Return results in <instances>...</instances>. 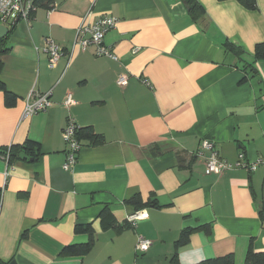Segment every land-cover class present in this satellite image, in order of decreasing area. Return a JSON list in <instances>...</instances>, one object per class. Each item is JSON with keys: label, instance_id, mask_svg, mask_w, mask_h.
<instances>
[{"label": "crops", "instance_id": "0c3cea01", "mask_svg": "<svg viewBox=\"0 0 264 264\" xmlns=\"http://www.w3.org/2000/svg\"><path fill=\"white\" fill-rule=\"evenodd\" d=\"M194 1L203 9L196 21L182 0H51L29 22L10 17L1 79L16 101L5 107L0 92V149L30 141L40 154L33 161L22 151L28 159L17 154L9 165L0 156V264H199L227 255L243 264L249 250L264 252V164L206 176L197 155L207 139L232 166L241 153V163L264 162V61L256 74L243 70L264 43V0L255 11ZM87 15L117 19L103 41L116 60L75 45ZM47 40L63 52L52 67ZM30 93H50V105L22 118ZM70 121L103 143L80 140L65 171ZM140 210L131 227L127 217ZM78 226L90 232L76 234ZM138 236L151 242L145 253L135 251ZM90 240L82 256L61 254Z\"/></svg>", "mask_w": 264, "mask_h": 264}, {"label": "built area", "instance_id": "2783aa9c", "mask_svg": "<svg viewBox=\"0 0 264 264\" xmlns=\"http://www.w3.org/2000/svg\"><path fill=\"white\" fill-rule=\"evenodd\" d=\"M37 0H0V24L6 26L10 17L17 16L25 22H29L32 14L37 8ZM88 15L83 18L82 22L76 29V41L80 49L85 50L89 46L95 47V56L102 58L107 57L112 60H116L115 54L104 45V36L116 26L117 19L113 17H101L96 20H88ZM47 54L49 65L52 67L63 56L62 50L52 41L47 40L43 50ZM147 85L146 81H142ZM127 84V77L120 75L116 78V85L119 87ZM74 104L73 98L70 94H67L63 105L70 107ZM50 105V93L47 94H35L30 93L25 100V105L22 111V118L31 117L39 112H44ZM80 132V128L73 122H68L66 127L62 131L63 141L67 147L65 154V162L62 168L65 171H72L77 161V155L81 149L80 140L77 139V135ZM197 155L204 160V175H221L224 171L231 169L232 167L245 168L249 172L255 171L258 165L264 164L263 161L257 160L252 163H241L244 160V154L238 156V162L235 166H232L225 161H222L218 152L215 149V144L211 140L204 139L200 142ZM5 163H7V157H4ZM8 165V163H7ZM6 178V175H5ZM145 216V211H136L127 217V223L131 227H135L137 222ZM151 245V242L142 236L137 237L135 244V251L138 253H145Z\"/></svg>", "mask_w": 264, "mask_h": 264}, {"label": "trees", "instance_id": "16d2710c", "mask_svg": "<svg viewBox=\"0 0 264 264\" xmlns=\"http://www.w3.org/2000/svg\"><path fill=\"white\" fill-rule=\"evenodd\" d=\"M51 0H37V6L41 7H48ZM219 2L226 1V0H217ZM239 5H241L243 8L249 10V11H255L257 10L256 1L255 0H235ZM182 2L185 3L187 7V14L188 16L193 19L194 21L198 20L203 15V9L202 7L196 3L194 0H182ZM223 49L225 52L233 54L237 59H241L243 56V52L233 45L229 43H225L223 45ZM7 48V39L0 40V92L3 94L4 99V105L5 107H12L15 104L16 97L11 92L7 91L5 88V84L3 83L1 79V70H2V61L1 57L6 55L8 53ZM264 61V43H260L254 47L253 51V61L251 63L244 64L243 70L246 72L249 70V73L256 74V70L254 68V65L256 63H260ZM78 140H88L91 144H102L103 139L101 136L96 135L93 133L91 129H83L80 130V132L77 135ZM24 152L26 155L30 152L29 159H32L33 161H36L38 159V156L40 154V148L39 145L36 143H32L30 141H27L24 143L20 148L17 147H6L0 149V156L7 157V163L8 165L13 162L14 159H17L18 153ZM18 154V155H17ZM25 155V156H26ZM27 158V159H28ZM1 194L2 190L0 189V201H1ZM132 205L135 206L137 210L141 209L143 205L140 204V201L138 198H133L129 201ZM89 226H78L75 229V233H89ZM194 229H184L181 231L180 236L175 243V247L179 248L181 246L186 245L189 236L194 232ZM92 240L88 241L85 245H79V246H69L62 250V255H71V256H82L85 253H87L91 246H92ZM199 264H234V258L232 255H227L225 257L216 258L212 260L203 261ZM243 264H264V252L261 253H255L252 250H249L245 256Z\"/></svg>", "mask_w": 264, "mask_h": 264}, {"label": "water", "instance_id": "95a60500", "mask_svg": "<svg viewBox=\"0 0 264 264\" xmlns=\"http://www.w3.org/2000/svg\"><path fill=\"white\" fill-rule=\"evenodd\" d=\"M184 6L186 7L185 3H184ZM8 32H9V30L6 26L0 25V40L5 39L8 35ZM19 158L21 160L27 159V157L23 153L19 155ZM11 264H14V263H11Z\"/></svg>", "mask_w": 264, "mask_h": 264}]
</instances>
